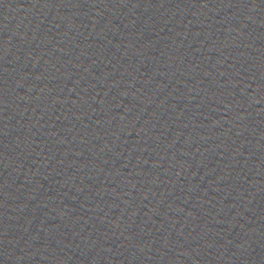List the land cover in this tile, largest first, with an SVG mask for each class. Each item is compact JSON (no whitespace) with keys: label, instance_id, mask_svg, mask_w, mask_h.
Masks as SVG:
<instances>
[{"label":"water","instance_id":"water-1","mask_svg":"<svg viewBox=\"0 0 264 264\" xmlns=\"http://www.w3.org/2000/svg\"><path fill=\"white\" fill-rule=\"evenodd\" d=\"M0 264H264V0H0Z\"/></svg>","mask_w":264,"mask_h":264}]
</instances>
